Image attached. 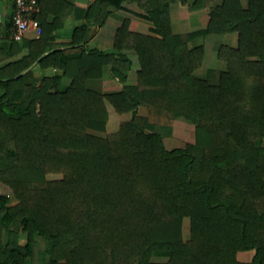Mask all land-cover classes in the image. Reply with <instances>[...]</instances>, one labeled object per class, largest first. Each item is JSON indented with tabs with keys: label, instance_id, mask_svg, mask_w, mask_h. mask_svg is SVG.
<instances>
[{
	"label": "trees",
	"instance_id": "trees-1",
	"mask_svg": "<svg viewBox=\"0 0 264 264\" xmlns=\"http://www.w3.org/2000/svg\"><path fill=\"white\" fill-rule=\"evenodd\" d=\"M132 1L151 25L123 18L111 49L88 32L122 0H38L40 35L0 46V264H264V0H221L185 33L171 8L203 0ZM73 9L83 22L56 42ZM230 32L225 66L198 74L200 41ZM105 66L121 89L96 86ZM107 102L131 117L102 135ZM153 117L190 120L195 141L168 147Z\"/></svg>",
	"mask_w": 264,
	"mask_h": 264
},
{
	"label": "crops",
	"instance_id": "crops-1",
	"mask_svg": "<svg viewBox=\"0 0 264 264\" xmlns=\"http://www.w3.org/2000/svg\"><path fill=\"white\" fill-rule=\"evenodd\" d=\"M67 1L87 2L89 0H67ZM215 3L217 2L205 1L204 7L196 9L194 11H190L187 5L173 6L171 8V21H172L173 30L175 32L185 33L204 27L208 17L207 13L210 7H212ZM138 7L140 6L136 1L127 3L126 0H122V8L114 9L104 25L93 26L89 29L88 32L89 38L87 40V45L89 47H97L104 50L111 49L114 43V36L116 29L122 24V19L125 17L130 18L133 24L137 23L139 27H142L143 24V26L149 28L151 22L140 15L144 13V10L138 9ZM13 9H14V0H0V46L3 47H7L9 45V39L11 38V19H12ZM52 17L53 14L48 15L49 19H52ZM186 18L188 19V21ZM83 20H84L83 18L81 19L78 17V11L76 9H73L66 17L64 26L56 30V35H57L56 42L66 43L70 41L73 28L76 25L81 24ZM184 21H187L188 23L187 29H185L183 23ZM194 22L195 24H193ZM147 32L150 33V30L148 29ZM39 35H40V31H38V29L34 27H30L27 30L24 37L30 39V38H36ZM228 45L235 46V44H228ZM26 52L27 49H24L21 55ZM131 52L129 53V56L132 59L133 63L131 70L132 73L130 72L131 75L129 76V82L134 83L136 82V68L138 67L139 63H138L137 55H131L132 54ZM105 68L109 69V66L107 67L105 66L104 69ZM30 69L37 77L42 75H53L54 73L57 72V70L53 67L43 69L39 66L38 63H34L30 67ZM104 74L105 73H103V75ZM67 83H64L63 81L64 85H66ZM119 116H123V115H119Z\"/></svg>",
	"mask_w": 264,
	"mask_h": 264
},
{
	"label": "rangeland",
	"instance_id": "rangeland-1",
	"mask_svg": "<svg viewBox=\"0 0 264 264\" xmlns=\"http://www.w3.org/2000/svg\"><path fill=\"white\" fill-rule=\"evenodd\" d=\"M126 1H127V3L132 2V0H126ZM187 1H188V3L191 4L194 0H187ZM205 1L206 2L207 1L220 2L221 0H203V4L205 3ZM243 2H245L244 4H246L247 0H243ZM202 7H204V5L201 6V8ZM138 9H142V8L138 7ZM189 10L194 11L192 9H189ZM187 21H188V19H187ZM187 21L183 22L185 29L188 28ZM193 24H195V22ZM182 26H183V24H182ZM135 27L137 28V25ZM138 28L145 30L146 27L143 26V24H142V27H138ZM237 41H238L237 32L207 35L204 39H202L200 41V42L204 43L205 53H204V58H203L202 64L196 70V72L198 74L202 75V74H205L206 70L210 67L211 68L215 67L218 69L223 68L225 66V63L222 60H220L218 57V47L221 44H227V43L236 45ZM131 53H132L131 55H137L134 51H132ZM103 73H105V74L96 83L97 84L96 86L101 91H104V92L117 91L123 87V83L117 77H115L112 74L110 67H109V69L105 68ZM131 73H129V76L131 75ZM63 81H64V83H67L69 81V78L64 77ZM107 107H108V112H109V118H108V122L106 125V132L100 133L102 135L117 131L120 123L131 117L130 112H127L124 114L116 113V111L114 110V108L112 107V105L109 102H107ZM119 115H123V116H119ZM152 119L159 123L158 128L161 132L164 133L166 144L168 147L184 145L186 142H194L195 141V126H194V123L191 122L190 120H188L184 117H179L174 121H170L169 119H167L165 117H163V118L162 117H153ZM48 176H49V178H56V177H59L60 175L49 174ZM3 189L5 191H8V188L5 186L3 187ZM188 223H189L188 219H184L183 234H184L185 238H188V236H189ZM39 243H40L41 247L44 246V243L41 239H39ZM241 256L243 258H248L249 253H243V254H241ZM152 259L153 260H165V257L153 256Z\"/></svg>",
	"mask_w": 264,
	"mask_h": 264
},
{
	"label": "built area",
	"instance_id": "built-area-1",
	"mask_svg": "<svg viewBox=\"0 0 264 264\" xmlns=\"http://www.w3.org/2000/svg\"><path fill=\"white\" fill-rule=\"evenodd\" d=\"M38 11V0H14L11 19V37L20 39L25 36L30 27L40 31V26L34 15Z\"/></svg>",
	"mask_w": 264,
	"mask_h": 264
}]
</instances>
